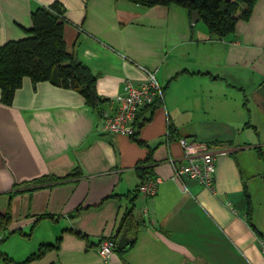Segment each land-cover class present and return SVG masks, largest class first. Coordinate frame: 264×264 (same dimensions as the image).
Listing matches in <instances>:
<instances>
[{
    "label": "crops",
    "instance_id": "0c3cea01",
    "mask_svg": "<svg viewBox=\"0 0 264 264\" xmlns=\"http://www.w3.org/2000/svg\"><path fill=\"white\" fill-rule=\"evenodd\" d=\"M55 1L67 19L66 50L96 75L97 102L29 76L9 104L0 90V264L4 256L20 263L58 236V249L24 264H262L264 163L249 161L260 145L240 135L248 126L261 133L264 123V0L224 37L176 3L0 0V44L27 36L31 11ZM138 64L156 71L162 100L139 110L134 135L101 133L111 97L126 80L143 81ZM209 120L224 126H191ZM181 137L212 152L211 188L172 177L169 157L187 160ZM46 176L63 179L36 182ZM152 176L160 182L148 197L138 184ZM129 209L142 221L137 237L104 259L97 244Z\"/></svg>",
    "mask_w": 264,
    "mask_h": 264
},
{
    "label": "trees",
    "instance_id": "16d2710c",
    "mask_svg": "<svg viewBox=\"0 0 264 264\" xmlns=\"http://www.w3.org/2000/svg\"><path fill=\"white\" fill-rule=\"evenodd\" d=\"M127 1L146 7L176 3L185 7L190 16L193 10H197L199 19L206 25L210 36L224 37L234 31L239 19L249 18L257 0ZM30 19L31 26L27 29V36L0 44L1 101L9 104L12 101L14 90L21 85L22 78L29 76L33 81L47 79L55 84L70 86L81 92L90 102V91L95 89L96 75L65 48L63 31L67 19L63 6L57 1L49 5H39L31 11ZM257 150L263 157L261 149L258 148ZM80 172L78 170V173ZM62 179L61 177L46 176L36 179V182L50 181L51 183L53 181L56 183ZM31 188L33 187H29V189ZM44 216L51 215L45 213L39 215V217ZM3 218L8 219V214H3ZM141 224L142 221L134 219L132 210L129 209L123 214L115 235L109 237L117 242L116 236L126 229L131 234L129 243L131 245L137 237L138 228ZM3 228L4 223L0 220V230ZM73 233L84 236L77 230H74ZM60 238L61 236H58L55 242L40 243L37 251L16 264H24L38 258L48 249H58ZM3 260L5 264H13V261L5 256Z\"/></svg>",
    "mask_w": 264,
    "mask_h": 264
},
{
    "label": "built area",
    "instance_id": "2783aa9c",
    "mask_svg": "<svg viewBox=\"0 0 264 264\" xmlns=\"http://www.w3.org/2000/svg\"><path fill=\"white\" fill-rule=\"evenodd\" d=\"M264 50V43L262 45ZM144 73V79L139 84L126 80L122 91L111 97L112 108L102 110L98 130L101 133H120L128 136L136 132V118L139 110L147 105H154L162 100L163 90L159 84L156 71L138 64ZM179 142L183 149V157L186 162L177 163L172 157L169 161L172 165V177L179 182L184 177L196 179L204 187L211 188L215 173L214 156L212 152L201 143L181 137ZM159 176H152L142 180L138 184V190L148 197L156 194ZM5 232L0 230V241L4 238ZM116 241L110 237L102 238L97 244L98 253L107 259L116 250ZM259 250L264 264V238H258Z\"/></svg>",
    "mask_w": 264,
    "mask_h": 264
},
{
    "label": "rangeland",
    "instance_id": "374dc122",
    "mask_svg": "<svg viewBox=\"0 0 264 264\" xmlns=\"http://www.w3.org/2000/svg\"><path fill=\"white\" fill-rule=\"evenodd\" d=\"M251 106V105H250ZM244 110H247V107H243ZM250 108V107H249ZM193 124L191 126L193 127H206V128H219V126L222 128L224 125L222 123H219L217 121H213V120H209L208 122L206 123H195V122H192ZM188 125H190V123H187L186 124V127H188ZM260 129H261V133H258V132H254L253 128L251 126H248L246 127L243 132L241 133V141H250V142H254L258 145H260V148L262 149V145L261 146V143H264V135H263V127H264V123L263 122H260ZM210 145L213 146V143L210 142ZM262 152H263V149H262ZM264 154V152H263ZM248 158H249V161L252 162L253 164L255 165H263L264 163V160L263 158H260L258 156V152L254 149H251L249 152H248Z\"/></svg>",
    "mask_w": 264,
    "mask_h": 264
},
{
    "label": "water",
    "instance_id": "95a60500",
    "mask_svg": "<svg viewBox=\"0 0 264 264\" xmlns=\"http://www.w3.org/2000/svg\"><path fill=\"white\" fill-rule=\"evenodd\" d=\"M191 19L192 21H196L199 19V12L197 10H193L191 12ZM261 90L264 93V83L260 86ZM91 101L97 102V97L94 89H91ZM131 239L126 236V230L124 229L119 236L117 243H116V249H123L125 246H127L130 243Z\"/></svg>",
    "mask_w": 264,
    "mask_h": 264
}]
</instances>
